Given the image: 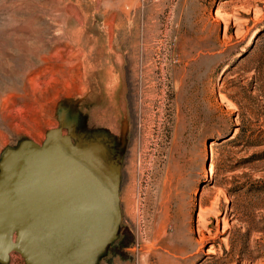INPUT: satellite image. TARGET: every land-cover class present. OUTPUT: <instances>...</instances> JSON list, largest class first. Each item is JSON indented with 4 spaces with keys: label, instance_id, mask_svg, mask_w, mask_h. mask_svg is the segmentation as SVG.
<instances>
[{
    "label": "rangeland",
    "instance_id": "374dc122",
    "mask_svg": "<svg viewBox=\"0 0 264 264\" xmlns=\"http://www.w3.org/2000/svg\"><path fill=\"white\" fill-rule=\"evenodd\" d=\"M263 28L264 0H0V161L101 136L122 221L99 264H264Z\"/></svg>",
    "mask_w": 264,
    "mask_h": 264
},
{
    "label": "water",
    "instance_id": "95a60500",
    "mask_svg": "<svg viewBox=\"0 0 264 264\" xmlns=\"http://www.w3.org/2000/svg\"><path fill=\"white\" fill-rule=\"evenodd\" d=\"M106 149L99 141L74 144L59 128L42 146L24 140L3 153L1 264L14 252L27 264L98 263L122 221L119 163L108 162Z\"/></svg>",
    "mask_w": 264,
    "mask_h": 264
},
{
    "label": "flooded vegetation",
    "instance_id": "af4514ba",
    "mask_svg": "<svg viewBox=\"0 0 264 264\" xmlns=\"http://www.w3.org/2000/svg\"><path fill=\"white\" fill-rule=\"evenodd\" d=\"M78 140L99 141V142L103 143L105 145V147L107 148L106 149V151H107L106 156H107L108 162L113 163L114 166L117 165L116 163H119V159H120L119 152L120 151L117 150L116 147L113 146L110 141L104 139L103 137H101V136L96 137L95 135H93V136H84V135L80 136V135H77V133L75 132L74 134H72V141L75 144ZM119 235H120V229L118 232V238H119ZM17 239H18V235L15 232L14 237H13V241L16 242ZM117 239L108 247L106 253L100 256L97 264L100 263V260L107 254L108 250L116 243ZM14 253H18V252H14ZM18 254H20V253H18ZM23 259L25 260L24 257H23ZM25 262H26V260H25Z\"/></svg>",
    "mask_w": 264,
    "mask_h": 264
},
{
    "label": "trees",
    "instance_id": "16d2710c",
    "mask_svg": "<svg viewBox=\"0 0 264 264\" xmlns=\"http://www.w3.org/2000/svg\"><path fill=\"white\" fill-rule=\"evenodd\" d=\"M261 37H264V28L260 30L259 33L257 34V38H261ZM258 57H259V62H258L259 67L264 68V50H262V53H259ZM236 104L238 105V102Z\"/></svg>",
    "mask_w": 264,
    "mask_h": 264
},
{
    "label": "crops",
    "instance_id": "0c3cea01",
    "mask_svg": "<svg viewBox=\"0 0 264 264\" xmlns=\"http://www.w3.org/2000/svg\"><path fill=\"white\" fill-rule=\"evenodd\" d=\"M156 264H183V263H178L177 261H173V260H169L167 262L162 261L160 263H156ZM187 264V263H186Z\"/></svg>",
    "mask_w": 264,
    "mask_h": 264
},
{
    "label": "built area",
    "instance_id": "2783aa9c",
    "mask_svg": "<svg viewBox=\"0 0 264 264\" xmlns=\"http://www.w3.org/2000/svg\"><path fill=\"white\" fill-rule=\"evenodd\" d=\"M141 250H142V249H141L140 245L137 244V246H136V253H137V256H138V257H140V252H141Z\"/></svg>",
    "mask_w": 264,
    "mask_h": 264
}]
</instances>
